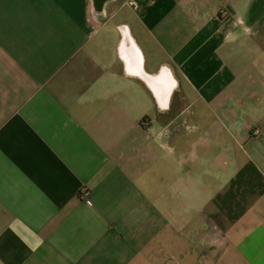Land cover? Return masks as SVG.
Here are the masks:
<instances>
[{
	"label": "crops",
	"instance_id": "0c3cea01",
	"mask_svg": "<svg viewBox=\"0 0 264 264\" xmlns=\"http://www.w3.org/2000/svg\"><path fill=\"white\" fill-rule=\"evenodd\" d=\"M0 264H264V0H0Z\"/></svg>",
	"mask_w": 264,
	"mask_h": 264
},
{
	"label": "built area",
	"instance_id": "2783aa9c",
	"mask_svg": "<svg viewBox=\"0 0 264 264\" xmlns=\"http://www.w3.org/2000/svg\"><path fill=\"white\" fill-rule=\"evenodd\" d=\"M255 132L257 133L258 130H255ZM88 195H89V190L88 189H86V188H81L80 189V192H79L80 198L87 197Z\"/></svg>",
	"mask_w": 264,
	"mask_h": 264
}]
</instances>
